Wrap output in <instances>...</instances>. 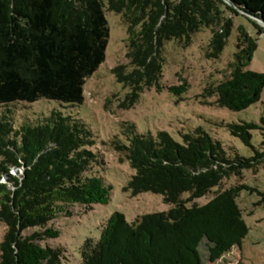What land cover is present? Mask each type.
Wrapping results in <instances>:
<instances>
[{
	"label": "trees",
	"instance_id": "trees-1",
	"mask_svg": "<svg viewBox=\"0 0 264 264\" xmlns=\"http://www.w3.org/2000/svg\"><path fill=\"white\" fill-rule=\"evenodd\" d=\"M231 1L236 7L224 0H0V222L6 225L0 264H63L66 248L44 244L60 235L51 221L72 204L91 209L111 198L113 186L98 169L106 164L104 154L93 150L98 140L83 119L56 109L28 114L20 122L16 117L18 108L41 99L84 103L87 79L107 57L111 34L105 7L128 25L129 63L113 72L129 88L122 106L131 108L147 90L164 88L167 41H190L211 29L208 55L218 59L240 9L264 19V0ZM239 30L236 57L245 62L257 44L244 27ZM188 86L170 88H182L180 94ZM263 91L264 72L243 67L205 89L218 106L235 111L257 103ZM226 126L252 146L251 131L264 129V116L260 123ZM123 134L125 140L114 136L109 146L135 170L128 188L135 195L162 194L172 208L134 222L112 214L100 238L82 244L83 264H204L200 248L205 240L215 263L241 246L249 227L237 199L246 185L220 190L204 205L187 201L261 163L264 153L250 159L231 155L202 127L184 133L183 143L166 131L140 133L133 122L123 123ZM186 192L189 200L183 199ZM27 230L33 231L25 235Z\"/></svg>",
	"mask_w": 264,
	"mask_h": 264
},
{
	"label": "rangeland",
	"instance_id": "rangeland-1",
	"mask_svg": "<svg viewBox=\"0 0 264 264\" xmlns=\"http://www.w3.org/2000/svg\"><path fill=\"white\" fill-rule=\"evenodd\" d=\"M110 26V42L107 57L85 84V101L81 105H63L58 101L41 99L28 108L16 110L17 122L28 114L48 115L53 110L83 119L93 130L98 144L93 148L104 154L106 164L98 167L101 175L113 186L111 198L106 203L94 204L87 209L81 204H72L51 221L50 226L60 231L59 237L47 238L44 244L64 246L66 248L63 264H83L80 248L89 238L98 239L106 220L114 213H122L128 222H134L148 214L165 212L172 208L162 194L141 192L133 194L128 188L135 170L127 160L114 152L109 142L114 136L125 140L123 123L133 122L140 133L157 135L166 131L180 142L183 134L196 127H202L214 139L219 140L231 155L253 158L258 152L264 153V129H254L252 146L246 145L240 138L231 134L226 126L229 123H260L264 116V91L260 100L250 107L235 111L220 107L216 96L208 95L205 89L224 80L235 67L245 70L264 72V28L260 31L243 14L234 16V26L220 58L210 57L209 46L211 29L204 28L194 34L191 40L173 39L164 46L165 63L163 68V89L153 87L144 92L137 104L131 108L123 107L129 88L118 82L113 69L120 63L128 64L127 42L128 25L122 16L105 7ZM240 27H244L249 37L256 41L257 48L250 60H237L240 50ZM131 67V66H130ZM189 84L187 91L178 94L180 87ZM22 104V103H20ZM24 105V104H23ZM3 108H0V113ZM107 143V145L104 144ZM13 174L16 171H12ZM23 171L17 173L21 175ZM5 181V180H4ZM244 184L248 188L241 191L237 201L243 211V217L249 227V233L241 246L233 248L221 260L213 263L209 259L208 243L203 242L200 251L204 264H264V158L261 163L244 168L241 175L233 174L223 183L214 187L212 192L189 200L190 194L184 193L183 199L188 206L208 203L220 190ZM6 225L0 222V242L3 240ZM33 230H27L29 235Z\"/></svg>",
	"mask_w": 264,
	"mask_h": 264
},
{
	"label": "water",
	"instance_id": "water-1",
	"mask_svg": "<svg viewBox=\"0 0 264 264\" xmlns=\"http://www.w3.org/2000/svg\"><path fill=\"white\" fill-rule=\"evenodd\" d=\"M226 3H228L229 5L236 7L235 4L231 1V0H224ZM242 14H245L246 16H248L250 19L256 21L258 24H260L263 28H264V19L262 18H258L244 10H239Z\"/></svg>",
	"mask_w": 264,
	"mask_h": 264
}]
</instances>
